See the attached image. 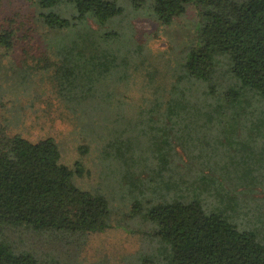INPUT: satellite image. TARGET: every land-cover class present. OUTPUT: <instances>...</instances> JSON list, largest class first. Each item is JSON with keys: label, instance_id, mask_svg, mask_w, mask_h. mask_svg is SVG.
Returning <instances> with one entry per match:
<instances>
[{"label": "rangeland", "instance_id": "1", "mask_svg": "<svg viewBox=\"0 0 264 264\" xmlns=\"http://www.w3.org/2000/svg\"><path fill=\"white\" fill-rule=\"evenodd\" d=\"M113 1L121 11L105 24L61 32L45 16H70L72 1L0 0V32L15 33L13 49L0 44V130L53 138L78 187L109 204L110 226L86 235L74 264H177L150 216L176 200L199 201L264 245V95L229 54H215L209 80L190 75L203 5L164 24L153 0ZM94 31L75 42L91 56L77 60L90 88L60 89L59 66L47 63L67 36Z\"/></svg>", "mask_w": 264, "mask_h": 264}, {"label": "trees", "instance_id": "2", "mask_svg": "<svg viewBox=\"0 0 264 264\" xmlns=\"http://www.w3.org/2000/svg\"><path fill=\"white\" fill-rule=\"evenodd\" d=\"M60 1L41 3L53 7ZM70 1L75 4L70 16L55 12L45 16L49 28L62 32L84 20L99 26L121 11L113 0ZM152 2L164 24L182 15L189 4L203 5L201 43L191 48L186 61L192 77L209 80L215 54H229L233 73L264 95V0ZM14 37V31L3 29L0 44L13 49ZM67 38L71 40L59 46V60L47 65L59 66L60 89L86 90L90 86L81 81L89 71L80 69L77 60L91 56L87 46L82 48L76 41L97 40V32ZM74 171L61 161L53 138L30 140L0 130V264H74L86 235L110 226L107 199L80 189ZM150 216L172 243L177 264H264V245L255 233L239 230L221 214L206 213L199 201L159 205Z\"/></svg>", "mask_w": 264, "mask_h": 264}]
</instances>
